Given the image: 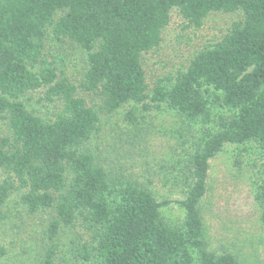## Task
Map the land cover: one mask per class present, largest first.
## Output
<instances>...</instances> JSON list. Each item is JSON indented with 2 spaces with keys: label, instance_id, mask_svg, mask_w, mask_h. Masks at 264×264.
<instances>
[{
  "label": "trees",
  "instance_id": "16d2710c",
  "mask_svg": "<svg viewBox=\"0 0 264 264\" xmlns=\"http://www.w3.org/2000/svg\"><path fill=\"white\" fill-rule=\"evenodd\" d=\"M173 9L194 27L213 11L242 17L196 50L168 86L159 79L148 92L142 56L160 44ZM49 37L87 52L77 85L46 58ZM42 88L56 107L47 117L22 99ZM128 104L133 137L142 130L137 105L144 112L165 105L202 127L178 174L184 215L176 225L162 218L167 200L106 169L88 146L101 114ZM249 143L258 154L252 198L264 229V0H0V221L14 192L29 214H50L36 264H57L59 231L79 219L92 240L83 258L92 264H241L237 254L208 248L200 204L209 160L226 144Z\"/></svg>",
  "mask_w": 264,
  "mask_h": 264
},
{
  "label": "rangeland",
  "instance_id": "374dc122",
  "mask_svg": "<svg viewBox=\"0 0 264 264\" xmlns=\"http://www.w3.org/2000/svg\"><path fill=\"white\" fill-rule=\"evenodd\" d=\"M242 17L240 10L210 12L199 27L187 26L177 10L170 12V20L162 30L157 48L142 56V66L150 92L156 80L167 86L178 70L188 64L193 53L217 41L226 28ZM45 56L68 80L78 84L87 66V52L68 40L47 38ZM173 80V78L171 79ZM162 81V82H163ZM91 102L93 95L80 91ZM44 88L29 92L22 99L29 109L47 117L55 110V102L43 98ZM41 97V98H40ZM135 114L141 133L133 137L124 113L131 109L125 105L108 115L101 114L99 131L88 143L106 169L120 171L149 188L158 201L168 203L160 207L163 220L176 225L183 219V209L177 203L184 197L179 172L189 153L197 145L202 127L183 121L180 116L163 105L162 109L139 110ZM214 114H227L221 107ZM139 116V117H138ZM258 159L254 144H226L209 160L207 191L200 210L208 248L216 253L237 254L241 264H264V229L259 220V207L252 198V180ZM1 178V177H0ZM6 218L0 221V246L5 254L0 264H36L43 249V228L50 214H29L14 192L5 202ZM56 248L57 264H92L84 259V250L90 253V232L77 220L62 227Z\"/></svg>",
  "mask_w": 264,
  "mask_h": 264
}]
</instances>
